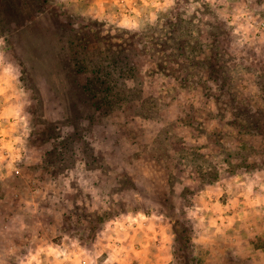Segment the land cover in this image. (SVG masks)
Here are the masks:
<instances>
[{
  "label": "rangeland",
  "instance_id": "1",
  "mask_svg": "<svg viewBox=\"0 0 264 264\" xmlns=\"http://www.w3.org/2000/svg\"><path fill=\"white\" fill-rule=\"evenodd\" d=\"M0 264H264V0H0Z\"/></svg>",
  "mask_w": 264,
  "mask_h": 264
},
{
  "label": "trees",
  "instance_id": "2",
  "mask_svg": "<svg viewBox=\"0 0 264 264\" xmlns=\"http://www.w3.org/2000/svg\"><path fill=\"white\" fill-rule=\"evenodd\" d=\"M131 47H132V48H130V50L125 49V50H123L122 52L117 53V54L114 55V56L116 57V56H118L119 54L123 53V55L125 54L123 58L128 57L130 61L132 60V64H133V65L137 64V60H136V59H137V56H138V55H140L139 57L144 56V52H143V51H142V52H141V51L139 52V50H137V49L135 48V44H134V43L131 45ZM120 48H121V46H120ZM100 53H101V52H100ZM112 54H114V53H112ZM136 67L139 69V66H138V65H137Z\"/></svg>",
  "mask_w": 264,
  "mask_h": 264
}]
</instances>
